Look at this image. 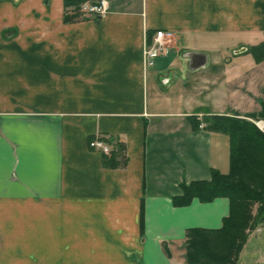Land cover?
I'll return each instance as SVG.
<instances>
[{
	"label": "crops",
	"instance_id": "0c3cea01",
	"mask_svg": "<svg viewBox=\"0 0 264 264\" xmlns=\"http://www.w3.org/2000/svg\"><path fill=\"white\" fill-rule=\"evenodd\" d=\"M105 2L65 22L64 0H0V264H190L186 231L229 214L224 196L172 199L230 170V137L205 118L264 104V59L247 51L264 0ZM160 29L172 47L145 68Z\"/></svg>",
	"mask_w": 264,
	"mask_h": 264
},
{
	"label": "trees",
	"instance_id": "16d2710c",
	"mask_svg": "<svg viewBox=\"0 0 264 264\" xmlns=\"http://www.w3.org/2000/svg\"><path fill=\"white\" fill-rule=\"evenodd\" d=\"M97 1L64 0L63 20H80L84 16L82 5ZM247 51L257 61L264 59V42L249 47ZM249 118L264 120V104L260 111L244 117L213 115L205 118L207 128L227 133L230 137V170L222 174L213 169L209 180L183 183L181 193L172 199L175 206L187 205L194 198L203 202L219 196L229 199V214L223 218L220 228H189L186 231V260L190 264H236L250 230L264 223V131ZM109 140L114 144L116 154H112L108 163L117 165L114 161L119 155L122 159L120 165H124L123 146Z\"/></svg>",
	"mask_w": 264,
	"mask_h": 264
},
{
	"label": "built area",
	"instance_id": "2783aa9c",
	"mask_svg": "<svg viewBox=\"0 0 264 264\" xmlns=\"http://www.w3.org/2000/svg\"><path fill=\"white\" fill-rule=\"evenodd\" d=\"M107 8L105 0L96 3L86 2L82 5L84 14L102 15ZM174 32L172 30H156L152 39L145 42L143 46V65L149 68L154 64L155 59L167 55L172 47ZM91 149L99 150L102 153H110V145L99 135L92 137L89 141Z\"/></svg>",
	"mask_w": 264,
	"mask_h": 264
},
{
	"label": "rangeland",
	"instance_id": "374dc122",
	"mask_svg": "<svg viewBox=\"0 0 264 264\" xmlns=\"http://www.w3.org/2000/svg\"><path fill=\"white\" fill-rule=\"evenodd\" d=\"M250 45L251 46H255ZM250 121L255 123L257 127L264 131V120L263 119H253L249 118ZM259 125V126H258ZM256 211V207L254 208V212ZM258 227L262 229L261 232H257V235H255V232L257 230V226L250 230V233L248 235V238L244 244L245 250L250 251L252 256H249L245 259L244 264H264V223L258 224ZM243 246V247H244ZM240 257V256H239Z\"/></svg>",
	"mask_w": 264,
	"mask_h": 264
},
{
	"label": "water",
	"instance_id": "95a60500",
	"mask_svg": "<svg viewBox=\"0 0 264 264\" xmlns=\"http://www.w3.org/2000/svg\"><path fill=\"white\" fill-rule=\"evenodd\" d=\"M259 126V125H258Z\"/></svg>",
	"mask_w": 264,
	"mask_h": 264
}]
</instances>
